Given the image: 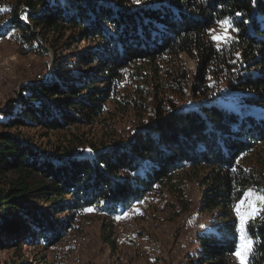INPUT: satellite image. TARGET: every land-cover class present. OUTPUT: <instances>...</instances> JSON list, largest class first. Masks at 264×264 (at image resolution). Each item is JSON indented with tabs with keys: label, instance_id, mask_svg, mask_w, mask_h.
<instances>
[{
	"label": "trees",
	"instance_id": "1",
	"mask_svg": "<svg viewBox=\"0 0 264 264\" xmlns=\"http://www.w3.org/2000/svg\"><path fill=\"white\" fill-rule=\"evenodd\" d=\"M7 5L0 36L18 27L53 61L0 112V250H12L0 264H47L31 248L56 245L79 216L111 226L151 192L182 193L180 177L201 186L207 216L192 261L231 264L234 207L264 185V0ZM220 24L232 36L217 44L208 30ZM223 83L243 92L223 101ZM245 233V264H264V205Z\"/></svg>",
	"mask_w": 264,
	"mask_h": 264
},
{
	"label": "rangeland",
	"instance_id": "2",
	"mask_svg": "<svg viewBox=\"0 0 264 264\" xmlns=\"http://www.w3.org/2000/svg\"><path fill=\"white\" fill-rule=\"evenodd\" d=\"M10 17L7 0H0L1 24L5 25ZM208 32L217 44L228 41L232 36L224 24L212 27ZM11 33L4 36L5 41L0 44V112L10 102L18 100L20 86L24 82L41 80L51 69L53 61L51 51V56L43 55L35 43L25 41L18 27ZM181 58L189 69L194 70L191 58L184 54ZM237 58L242 59L239 55ZM261 69L264 71V63ZM223 84L220 91H228L221 96L223 101L243 92L230 88V84L228 87ZM186 98L181 104L196 102ZM23 130L24 137L34 132L27 128ZM36 139L43 145L53 144L55 140L54 136H50L49 141L46 137L37 136ZM178 179L182 193L167 189L151 192L134 203L120 220L116 221L115 215L111 226L105 228V220L101 216L87 212L76 219L74 229L68 230L60 242L46 249L31 248L29 256L33 254L37 260H44L47 264H196L191 258H195L196 233L207 228L206 213L201 212L202 188L197 182L182 177ZM263 195L264 185L261 189L250 187L234 207L239 240L237 250L231 256V264L246 263L251 240L246 236L245 224L261 210ZM126 230H131L135 238L121 239V232ZM103 232L113 240V247L104 239ZM11 255L12 250H0L2 259Z\"/></svg>",
	"mask_w": 264,
	"mask_h": 264
},
{
	"label": "bare ground",
	"instance_id": "3",
	"mask_svg": "<svg viewBox=\"0 0 264 264\" xmlns=\"http://www.w3.org/2000/svg\"><path fill=\"white\" fill-rule=\"evenodd\" d=\"M4 41H5V37L4 36H0V44H2V43H4ZM127 211V210H126ZM125 212V211H124ZM123 216V212H121V213H119V214H117L116 216H115V220L116 221H118V220H120V218ZM120 230V229H119ZM126 235H133L132 234V231L131 230H129V231H125V232H121V235H120V237H121V239H124V238H126V237H131V236H126Z\"/></svg>",
	"mask_w": 264,
	"mask_h": 264
},
{
	"label": "built area",
	"instance_id": "4",
	"mask_svg": "<svg viewBox=\"0 0 264 264\" xmlns=\"http://www.w3.org/2000/svg\"><path fill=\"white\" fill-rule=\"evenodd\" d=\"M128 211H125V212H123V214H125V213H127ZM126 236H131V238H135V236L134 235H126Z\"/></svg>",
	"mask_w": 264,
	"mask_h": 264
}]
</instances>
